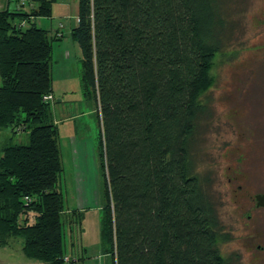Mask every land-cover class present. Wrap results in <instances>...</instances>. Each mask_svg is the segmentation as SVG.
<instances>
[{
  "label": "trees",
  "instance_id": "obj_1",
  "mask_svg": "<svg viewBox=\"0 0 264 264\" xmlns=\"http://www.w3.org/2000/svg\"><path fill=\"white\" fill-rule=\"evenodd\" d=\"M31 1L0 11V130L29 132L28 145L0 157V247L21 239L29 260L79 264L67 237L72 226L82 235L85 215L66 211L60 130L44 101L54 96L53 44L64 35L35 22L52 17L56 0ZM231 2L79 0L71 37L102 127L100 245L112 264H241L221 252L232 237L194 157L215 60L233 37Z\"/></svg>",
  "mask_w": 264,
  "mask_h": 264
},
{
  "label": "rangeland",
  "instance_id": "obj_2",
  "mask_svg": "<svg viewBox=\"0 0 264 264\" xmlns=\"http://www.w3.org/2000/svg\"><path fill=\"white\" fill-rule=\"evenodd\" d=\"M6 1L0 0V11ZM16 1L11 0L10 11ZM231 5L233 37L215 60V84L203 97L211 115L203 122L194 157L197 173L212 181L214 201L232 237L221 246L222 254L239 255L241 264H264V207L256 201L264 195V0H232ZM78 9L79 0H56L52 17L35 22L52 34L63 25L64 37L53 44L52 107L54 122L60 121L64 172L59 186L65 208L85 215L73 261L80 256L79 264H112L100 245L106 203L97 154L102 127L95 99L82 88V53L71 37ZM10 144L28 145L29 132L1 129L0 157ZM67 242L70 249L69 237ZM22 245L21 239H12L0 247V264H42L26 258Z\"/></svg>",
  "mask_w": 264,
  "mask_h": 264
},
{
  "label": "crops",
  "instance_id": "obj_3",
  "mask_svg": "<svg viewBox=\"0 0 264 264\" xmlns=\"http://www.w3.org/2000/svg\"><path fill=\"white\" fill-rule=\"evenodd\" d=\"M7 2V5L5 6H2V11L3 10H5V9H9V7H10V2H11V0H7L6 1ZM53 33H62L63 35H64V33H63V31L61 30V25L58 27V28H56V30H53ZM54 96H55V92H54ZM56 98V97H55ZM60 103H62V101H60ZM64 104H65V102H64ZM55 124H57V126L60 124V121L59 120H56V122H55ZM84 228V227H83ZM74 230V231H73ZM72 232V235H71V237H70V250H69V254L70 255H74V253L76 254V253H79V252H77L76 251V249H74L75 247L74 246H76L75 245V243H76V241H75V236H77L78 238H79V234H78V231H77V228L76 227H74V226H72V230L70 229L69 230V232ZM77 232V233H76ZM70 236V235H69ZM81 238H82V236H81ZM77 239V238H76ZM79 241H80V238H79ZM103 254V253H102ZM103 255H105V254H103ZM105 256H107V255H105ZM104 256V257H105ZM71 257V256H70ZM78 257H80V256H78ZM71 259H73L72 257H71Z\"/></svg>",
  "mask_w": 264,
  "mask_h": 264
},
{
  "label": "built area",
  "instance_id": "obj_4",
  "mask_svg": "<svg viewBox=\"0 0 264 264\" xmlns=\"http://www.w3.org/2000/svg\"><path fill=\"white\" fill-rule=\"evenodd\" d=\"M34 6V4L32 3V1L31 0H18L17 2H16V10H18V11H20V10H22V9H27V7L29 8H32ZM22 27H24V26H26V22L25 21H23V22H21V24H20ZM63 27V25H61V28ZM58 35L60 36L61 35V33H58ZM44 101L45 102H48V103H52L53 101H54V96H53V94H49V95H46L45 97H44ZM26 200L27 201H31V199L30 198H26ZM65 262L66 263H69L70 262V259L68 258V257H66L65 258Z\"/></svg>",
  "mask_w": 264,
  "mask_h": 264
},
{
  "label": "water",
  "instance_id": "obj_5",
  "mask_svg": "<svg viewBox=\"0 0 264 264\" xmlns=\"http://www.w3.org/2000/svg\"><path fill=\"white\" fill-rule=\"evenodd\" d=\"M257 207H264V195H258L256 197Z\"/></svg>",
  "mask_w": 264,
  "mask_h": 264
},
{
  "label": "flooded vegetation",
  "instance_id": "obj_6",
  "mask_svg": "<svg viewBox=\"0 0 264 264\" xmlns=\"http://www.w3.org/2000/svg\"><path fill=\"white\" fill-rule=\"evenodd\" d=\"M259 249H261V247H259Z\"/></svg>",
  "mask_w": 264,
  "mask_h": 264
}]
</instances>
